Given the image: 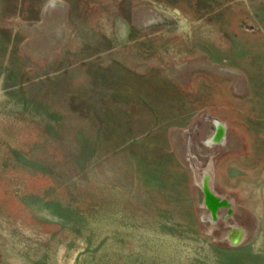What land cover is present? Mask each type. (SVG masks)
<instances>
[{
    "label": "rangeland",
    "instance_id": "1",
    "mask_svg": "<svg viewBox=\"0 0 264 264\" xmlns=\"http://www.w3.org/2000/svg\"><path fill=\"white\" fill-rule=\"evenodd\" d=\"M0 264H264V0H0Z\"/></svg>",
    "mask_w": 264,
    "mask_h": 264
},
{
    "label": "bare ground",
    "instance_id": "2",
    "mask_svg": "<svg viewBox=\"0 0 264 264\" xmlns=\"http://www.w3.org/2000/svg\"><path fill=\"white\" fill-rule=\"evenodd\" d=\"M52 1H54V0H52ZM217 132L215 133V139H219L222 135H223V133H224V128H223V126L222 125H220V124H218L217 125ZM213 136H211V137H213ZM204 185V187L205 188H207V186H206V182H204L203 183ZM207 197H209L210 198V200H211V205L209 204V203H207L208 205H209V207L211 208V210H212V212L214 211V198L212 199L211 198V194L209 193V191H208V193H207V195H206ZM241 230H239V228H233V230H232V233H231V235L229 236V240L230 239H233L235 242L237 241V240H239L240 238H241ZM231 241V240H230ZM242 241V240H241ZM233 242V241H232Z\"/></svg>",
    "mask_w": 264,
    "mask_h": 264
},
{
    "label": "water",
    "instance_id": "3",
    "mask_svg": "<svg viewBox=\"0 0 264 264\" xmlns=\"http://www.w3.org/2000/svg\"><path fill=\"white\" fill-rule=\"evenodd\" d=\"M216 123V127H217V125L219 124L217 121L215 122ZM218 128V127H217ZM218 130V129H217ZM217 130H216V132H217ZM215 132V133H216ZM215 136V135H214ZM212 137L211 139H209V140H207L206 142L207 143H212V142H216V141H218L217 139H215V137ZM221 138V137H220ZM202 187H203V191H204V193H205V203H206V205H207V207L208 208H210L209 207V205L207 204V197H206V195H207V193H208V191H209V188H205L203 185H202ZM210 192V191H209ZM210 193H212V192H210ZM212 195H213V197L215 198V200L217 201V205H223V204H225V201L224 200H222V199H220L219 197H217L216 195H214L213 193H212ZM211 209V208H210ZM229 240V239H228ZM229 242L231 243V244H237L238 242H232V241H230L229 240Z\"/></svg>",
    "mask_w": 264,
    "mask_h": 264
}]
</instances>
